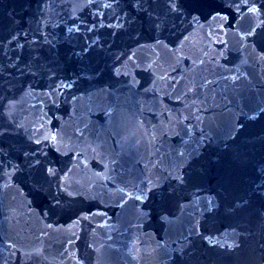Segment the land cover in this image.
I'll use <instances>...</instances> for the list:
<instances>
[{"label": "water", "instance_id": "95a60500", "mask_svg": "<svg viewBox=\"0 0 264 264\" xmlns=\"http://www.w3.org/2000/svg\"><path fill=\"white\" fill-rule=\"evenodd\" d=\"M0 264H264V0H0Z\"/></svg>", "mask_w": 264, "mask_h": 264}, {"label": "snow or ice", "instance_id": "6c2138e0", "mask_svg": "<svg viewBox=\"0 0 264 264\" xmlns=\"http://www.w3.org/2000/svg\"><path fill=\"white\" fill-rule=\"evenodd\" d=\"M37 163H38V161H37Z\"/></svg>", "mask_w": 264, "mask_h": 264}]
</instances>
